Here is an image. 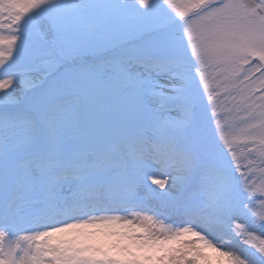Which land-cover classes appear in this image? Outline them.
I'll return each instance as SVG.
<instances>
[{
    "label": "snow or ice",
    "instance_id": "6c2138e0",
    "mask_svg": "<svg viewBox=\"0 0 264 264\" xmlns=\"http://www.w3.org/2000/svg\"><path fill=\"white\" fill-rule=\"evenodd\" d=\"M0 264H264V0H0Z\"/></svg>",
    "mask_w": 264,
    "mask_h": 264
}]
</instances>
